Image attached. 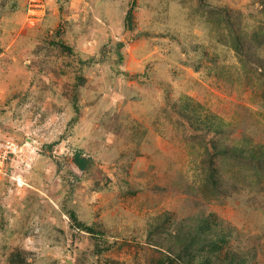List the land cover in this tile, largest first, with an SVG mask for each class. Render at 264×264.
<instances>
[{"label":"rangeland","instance_id":"374dc122","mask_svg":"<svg viewBox=\"0 0 264 264\" xmlns=\"http://www.w3.org/2000/svg\"><path fill=\"white\" fill-rule=\"evenodd\" d=\"M0 141V264H264V0H0Z\"/></svg>","mask_w":264,"mask_h":264},{"label":"trees","instance_id":"16d2710c","mask_svg":"<svg viewBox=\"0 0 264 264\" xmlns=\"http://www.w3.org/2000/svg\"><path fill=\"white\" fill-rule=\"evenodd\" d=\"M73 163L79 171H85L89 166V160L82 157V154L79 151L74 153Z\"/></svg>","mask_w":264,"mask_h":264},{"label":"built area","instance_id":"2783aa9c","mask_svg":"<svg viewBox=\"0 0 264 264\" xmlns=\"http://www.w3.org/2000/svg\"><path fill=\"white\" fill-rule=\"evenodd\" d=\"M8 149H12L8 143L0 141V165L2 164L3 153L6 152Z\"/></svg>","mask_w":264,"mask_h":264}]
</instances>
